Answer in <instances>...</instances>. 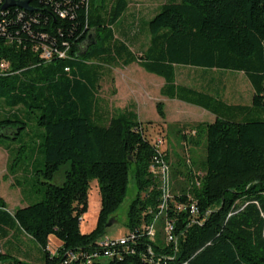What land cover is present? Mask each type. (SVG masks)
Segmentation results:
<instances>
[{
	"label": "trees",
	"instance_id": "1",
	"mask_svg": "<svg viewBox=\"0 0 264 264\" xmlns=\"http://www.w3.org/2000/svg\"><path fill=\"white\" fill-rule=\"evenodd\" d=\"M129 6L130 0L0 6V141L13 143L0 146L12 173L22 172L18 185L30 200L12 214L0 196V239L28 236L39 264H264V0L167 1L146 22L149 43L140 55L116 37ZM89 36L94 43L86 47ZM44 46L52 50L49 60ZM120 63H138L164 79L162 96L215 117L182 136L184 162L172 167L169 150L147 136L134 110L113 114L103 107L104 69ZM178 66L242 73L253 89L251 104L178 84ZM157 111L164 119L161 103ZM29 115L38 130L30 147L23 135ZM202 140L205 154L197 162L190 147ZM28 148L33 164L18 168ZM162 163L170 169L169 199L152 170ZM130 174L137 194L127 211L128 233L113 238L107 224L126 198ZM93 181L100 211L96 227L83 234ZM37 195L42 199L32 202ZM0 264L34 263L0 251Z\"/></svg>",
	"mask_w": 264,
	"mask_h": 264
},
{
	"label": "rangeland",
	"instance_id": "2",
	"mask_svg": "<svg viewBox=\"0 0 264 264\" xmlns=\"http://www.w3.org/2000/svg\"><path fill=\"white\" fill-rule=\"evenodd\" d=\"M139 1L130 0V3L134 5H131L130 8L137 9L138 7L135 5L139 4ZM167 1L170 0H157L156 4L159 5ZM96 4L100 5L101 0H96ZM153 13H148L139 20L129 18L124 20L123 18L119 25L114 27L116 37L127 41L135 54L140 55L149 43L145 24L158 11ZM125 34L127 38L123 37ZM102 36L105 35L102 34ZM92 40L94 41V38ZM104 72L105 75L99 88V98L103 102V107L113 114L128 109L134 110L143 124L147 136L154 141L162 140V149L169 150L172 167L176 166L179 159H182L183 162L185 159L183 156L185 142L182 140V136L193 132L194 126L198 123H212L215 120L211 113L199 107L162 96L161 88L164 80L146 72L138 63L129 66H123L120 63L106 67ZM176 82L180 85L211 91L227 103L234 105H250L253 97L252 86L242 73L220 70L204 71L187 66H178L176 68ZM160 103L163 105L164 119L159 116L157 111V105ZM34 117L32 115L25 117L28 122V130L23 135L27 139L26 141H29V147L37 141L34 137L38 132ZM11 143L8 140L0 141L1 145ZM190 152L195 161H201L205 154L203 140L199 146H191ZM31 158L28 148L25 156L20 160L18 168L33 164ZM10 160L8 152L0 146V196L5 200L8 211L14 214L17 209L27 206L30 200L24 197L18 185L23 179L22 172L12 173ZM60 178L61 176H58L57 183H61ZM172 182L174 192H178L179 182L175 178L172 179ZM136 194L137 187L133 176L130 174L126 198L116 213L113 227L108 231L110 237L120 238L128 233L126 227L127 211ZM42 197V195H37L31 201L35 203L40 201ZM99 211L100 193L97 182L93 181L90 184L88 211L83 216L81 223L83 234L91 232L96 227ZM161 235L164 237L163 229ZM49 246L54 251L57 243L51 240ZM0 251H10L20 259L34 264H39L41 260L37 245L26 235L17 236L11 233L7 240L0 239Z\"/></svg>",
	"mask_w": 264,
	"mask_h": 264
},
{
	"label": "built area",
	"instance_id": "3",
	"mask_svg": "<svg viewBox=\"0 0 264 264\" xmlns=\"http://www.w3.org/2000/svg\"><path fill=\"white\" fill-rule=\"evenodd\" d=\"M18 1V0H17ZM85 1V0H84ZM5 4V0H0V6L3 8V5ZM3 10V9H2ZM61 16H65V14H63L62 12H60ZM62 57L64 55H61ZM42 57H44V59H51L52 57V50L50 47L48 46H44L42 48ZM4 66V65H3ZM155 144L159 147H161L163 144L160 143V140H156ZM152 170L159 175L160 180H161V186H162V191H163V195L165 199H169L171 198V182H170V169L169 166H167L165 163L160 164L159 166H153ZM166 203H163L162 206H160V210L163 212L166 209ZM178 210H182L183 207L182 206H178L177 207ZM191 211L194 212L195 211V206H191ZM173 230V227L170 224H167L166 226V233L168 236V240H173V237L171 235V231ZM149 235L154 236L155 233H153L152 230H150V226H149ZM110 243V240L108 238H106L105 240L101 241L99 246L101 248H106ZM121 245L125 244L124 240L120 241ZM74 256H72L73 258Z\"/></svg>",
	"mask_w": 264,
	"mask_h": 264
},
{
	"label": "crops",
	"instance_id": "4",
	"mask_svg": "<svg viewBox=\"0 0 264 264\" xmlns=\"http://www.w3.org/2000/svg\"><path fill=\"white\" fill-rule=\"evenodd\" d=\"M156 3H157V0H140L139 4L135 5L136 7H138L137 9L130 8L131 5L134 6L133 4L130 3V6L127 10L126 16H127V18H129L131 20H139V19L143 18L145 15H147L148 13H151V12L156 13L158 11V9L164 4V3H161L158 5ZM150 18L148 20H150ZM164 84H165V81H163V86H164ZM163 86H162V88H163ZM162 88H161V90H162ZM175 101H177V100H175ZM178 102H180V101H178ZM181 103H183V102H181Z\"/></svg>",
	"mask_w": 264,
	"mask_h": 264
},
{
	"label": "water",
	"instance_id": "5",
	"mask_svg": "<svg viewBox=\"0 0 264 264\" xmlns=\"http://www.w3.org/2000/svg\"><path fill=\"white\" fill-rule=\"evenodd\" d=\"M31 2V0H5V4L3 5V10H6L10 7H18L20 9H24V10H30L29 8V3ZM115 220L111 219L108 224H107V228H110L114 225Z\"/></svg>",
	"mask_w": 264,
	"mask_h": 264
},
{
	"label": "flooded vegetation",
	"instance_id": "6",
	"mask_svg": "<svg viewBox=\"0 0 264 264\" xmlns=\"http://www.w3.org/2000/svg\"><path fill=\"white\" fill-rule=\"evenodd\" d=\"M92 39H93L92 36L88 37V39L86 41V47L93 45L94 41Z\"/></svg>",
	"mask_w": 264,
	"mask_h": 264
},
{
	"label": "bare ground",
	"instance_id": "7",
	"mask_svg": "<svg viewBox=\"0 0 264 264\" xmlns=\"http://www.w3.org/2000/svg\"><path fill=\"white\" fill-rule=\"evenodd\" d=\"M160 143H162V140H160ZM163 144V143H162Z\"/></svg>",
	"mask_w": 264,
	"mask_h": 264
}]
</instances>
